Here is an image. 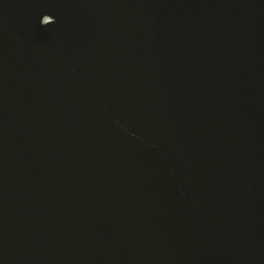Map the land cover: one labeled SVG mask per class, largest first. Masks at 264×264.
Returning <instances> with one entry per match:
<instances>
[{
    "label": "water",
    "instance_id": "water-1",
    "mask_svg": "<svg viewBox=\"0 0 264 264\" xmlns=\"http://www.w3.org/2000/svg\"><path fill=\"white\" fill-rule=\"evenodd\" d=\"M0 264H264V0H0Z\"/></svg>",
    "mask_w": 264,
    "mask_h": 264
}]
</instances>
